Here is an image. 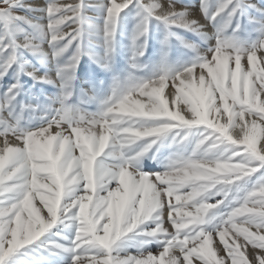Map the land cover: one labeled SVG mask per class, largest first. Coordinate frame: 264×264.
I'll use <instances>...</instances> for the list:
<instances>
[{"label":"snow or ice","instance_id":"snow-or-ice-1","mask_svg":"<svg viewBox=\"0 0 264 264\" xmlns=\"http://www.w3.org/2000/svg\"><path fill=\"white\" fill-rule=\"evenodd\" d=\"M193 7L0 0V264H264V7Z\"/></svg>","mask_w":264,"mask_h":264},{"label":"rangeland","instance_id":"rangeland-1","mask_svg":"<svg viewBox=\"0 0 264 264\" xmlns=\"http://www.w3.org/2000/svg\"><path fill=\"white\" fill-rule=\"evenodd\" d=\"M32 2L43 5L45 3V0H32ZM161 2H165V0H161ZM189 2L194 5V7L190 9V11L192 12L193 18H197L200 20L201 23L206 24L203 16L199 12V0H189ZM249 2L257 4L258 6L264 7V0H249ZM206 27L210 28V25H206ZM182 34L185 35L187 39H190L193 42L195 41V37H192L191 34H187V33H182ZM45 48L47 49V45H45ZM122 65H123V61L120 60L118 63V66H122ZM79 75L81 77L82 82L84 78L88 76H91L95 80H104L105 84H107L108 80L110 79V77L107 74L101 72L94 65H90L87 58L81 61V70L79 72ZM167 91L168 90L165 89V93H167ZM212 244L214 248L218 249V251L221 249L222 244L220 243L219 237L214 236ZM153 251H155L154 248H153Z\"/></svg>","mask_w":264,"mask_h":264},{"label":"bare ground","instance_id":"bare-ground-1","mask_svg":"<svg viewBox=\"0 0 264 264\" xmlns=\"http://www.w3.org/2000/svg\"><path fill=\"white\" fill-rule=\"evenodd\" d=\"M223 248V245H221V249Z\"/></svg>","mask_w":264,"mask_h":264}]
</instances>
